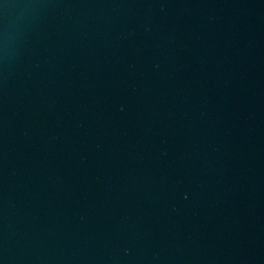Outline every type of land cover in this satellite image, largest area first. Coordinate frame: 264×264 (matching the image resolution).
Masks as SVG:
<instances>
[{
	"label": "water",
	"instance_id": "water-1",
	"mask_svg": "<svg viewBox=\"0 0 264 264\" xmlns=\"http://www.w3.org/2000/svg\"><path fill=\"white\" fill-rule=\"evenodd\" d=\"M0 264H264V0H0Z\"/></svg>",
	"mask_w": 264,
	"mask_h": 264
}]
</instances>
